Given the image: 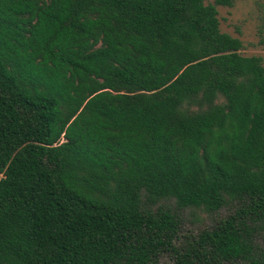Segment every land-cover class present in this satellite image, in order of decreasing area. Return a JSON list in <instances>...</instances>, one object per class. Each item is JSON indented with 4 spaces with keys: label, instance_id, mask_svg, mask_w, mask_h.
I'll return each mask as SVG.
<instances>
[{
    "label": "trees",
    "instance_id": "trees-1",
    "mask_svg": "<svg viewBox=\"0 0 264 264\" xmlns=\"http://www.w3.org/2000/svg\"><path fill=\"white\" fill-rule=\"evenodd\" d=\"M231 5L0 0V264H264V65Z\"/></svg>",
    "mask_w": 264,
    "mask_h": 264
},
{
    "label": "rangeland",
    "instance_id": "rangeland-1",
    "mask_svg": "<svg viewBox=\"0 0 264 264\" xmlns=\"http://www.w3.org/2000/svg\"><path fill=\"white\" fill-rule=\"evenodd\" d=\"M263 14L264 0H232L231 6H217L220 31L238 37L242 43L239 52L243 55H259L264 65V29L261 28ZM170 263L166 255L160 260V264Z\"/></svg>",
    "mask_w": 264,
    "mask_h": 264
}]
</instances>
